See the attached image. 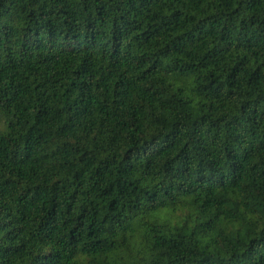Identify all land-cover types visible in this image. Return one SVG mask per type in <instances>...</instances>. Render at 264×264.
Instances as JSON below:
<instances>
[{
    "label": "trees",
    "instance_id": "trees-1",
    "mask_svg": "<svg viewBox=\"0 0 264 264\" xmlns=\"http://www.w3.org/2000/svg\"><path fill=\"white\" fill-rule=\"evenodd\" d=\"M0 264H264V0H0Z\"/></svg>",
    "mask_w": 264,
    "mask_h": 264
}]
</instances>
